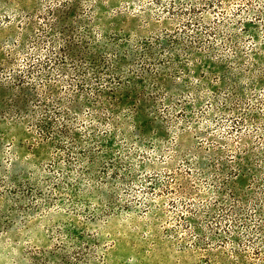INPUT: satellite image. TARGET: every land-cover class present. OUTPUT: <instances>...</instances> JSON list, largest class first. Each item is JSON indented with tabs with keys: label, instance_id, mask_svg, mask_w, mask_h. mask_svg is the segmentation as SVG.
Instances as JSON below:
<instances>
[{
	"label": "rangeland",
	"instance_id": "rangeland-1",
	"mask_svg": "<svg viewBox=\"0 0 264 264\" xmlns=\"http://www.w3.org/2000/svg\"><path fill=\"white\" fill-rule=\"evenodd\" d=\"M81 73L88 94L73 85ZM19 75L40 92L50 79L64 101L84 103V127L89 100L101 114L118 104L119 125L95 126L123 160L118 176L57 148L69 138L40 134L44 111L31 100V116L20 111ZM130 79L137 85L124 88ZM97 87L105 91L95 98ZM241 137L251 154L225 206L213 176L229 172ZM126 164L136 179H124ZM176 170L205 196L146 188L145 177ZM236 194L248 198L238 223ZM186 202L213 206L222 229L203 217L197 235L180 219ZM259 209L264 218V0H0V264H243L238 249L264 264L252 240Z\"/></svg>",
	"mask_w": 264,
	"mask_h": 264
},
{
	"label": "trees",
	"instance_id": "trees-1",
	"mask_svg": "<svg viewBox=\"0 0 264 264\" xmlns=\"http://www.w3.org/2000/svg\"><path fill=\"white\" fill-rule=\"evenodd\" d=\"M64 60H66V58ZM49 62H53V61L51 60L46 61L45 62L46 65H48ZM107 69L108 72L110 71L111 73L105 72V74H109V77H107L108 79L105 80L111 83V80L112 79L114 80L116 77L113 72V69L111 70L109 67ZM80 76L81 77L83 76L82 73ZM96 78L103 79V76H99ZM117 78L121 80L120 77ZM87 79L88 78L86 76H83V79H80L78 82L73 84L74 87L78 89V92L80 91L82 92V94H88V92H86L87 86L85 84ZM132 80H136V79H130L128 81V84L127 85L124 84L123 87L124 88H130L131 86L135 87L137 85V81H132ZM17 81L19 82V85L21 87L20 91L23 94L21 100L19 101V103L21 104V106L19 107L20 111H22L23 113H27L31 116L30 112L32 110L29 107L30 100L35 102V105L40 106L41 109L44 111V115L41 118L37 119V121L34 123V125H36L41 131L40 134L42 136H45L46 138L49 137L52 140L55 136V133H58L61 138H69L70 141L67 142H70L69 143L70 145L68 146L66 145L67 143H64V141L62 142V140L60 141V139L57 138V148L63 150V152L67 153L68 156H73V157L76 156L78 162H80V166H84L81 162L86 160L87 163H91L92 166H99L103 169L112 168V172L116 176H118L119 170L121 169L119 168V166L121 165L123 160L120 162L119 157L114 156L115 154V151L113 150L114 143L111 142V137L110 136L108 137V135L105 136L96 133V128H95L96 125L99 126L100 124H107L109 126L113 125V127L119 125V120L117 117H119L120 114H118L117 111L118 110L117 103L111 109H109V112L101 114L98 109L100 105L98 99L92 101L88 99L89 100L88 103L92 107V112L90 114V120H89L90 127H84L83 125L85 123V121H83L84 119L77 117L81 113V109L84 106V103L79 105L80 103L78 104V99L76 101L72 100L70 103H68V101H64L62 97L58 96V92H57L58 89L56 87L57 86L56 83L54 84L50 82V79H46V81H44V85L46 86L47 89L45 91L43 89L40 92V89H37L38 87L36 83L35 84L32 83L31 86L25 84L22 75H19L17 77ZM234 86L235 85H232V89L234 93H236L237 95L244 94L243 91L239 90ZM31 90L33 91L32 93ZM104 91H105L104 89H100V87H97L96 92L94 93L95 94L94 97L98 98L101 95V93H103ZM51 101L56 102V105L59 108L57 109L55 107L54 109L51 110V106H53L52 104H49V102ZM126 102H129L130 104L133 103L132 100L130 99H127ZM57 114H59L60 118H62V121L59 122L58 120L60 119H57L56 116H54ZM72 115H76V116H72ZM71 119H75L76 121L79 122L81 126H83L81 128V131L84 132L83 135H80L78 132L76 131L74 132V130L70 129L69 123L72 124L73 121ZM57 124L59 125L56 126ZM55 129H58V131H55ZM246 138L247 137H241L242 143L244 145V149L243 151H241L240 154L237 155L234 161V165L231 166L229 172L227 171L225 172V168H223L219 173H216L218 175L213 176L216 182H222L220 186L217 188L218 190L216 191V194L221 200H223L222 204H224L225 206L227 205V203H225L224 201L227 202V199L223 197L224 196L223 193L226 189V186L229 182L234 180L233 179L234 175L237 176L242 173V171L245 168V163L246 161H248L251 154V149L249 148V143ZM185 157L187 158V155H185ZM187 161H189V159H187ZM126 167L127 168L125 170L128 171L129 167L127 164ZM141 167L142 169L145 168L144 165H141ZM202 170H203L202 173H204L205 169ZM188 174L191 175L189 171ZM189 175L187 176V174L176 170L174 171V173L166 174L165 176L166 178H160L159 174H156L153 176L145 177V179L143 180L145 181L146 184L145 186L147 189L157 190V189H161V186L164 185L167 190L171 191L173 194L181 198V200L183 199V201H185V199L194 200L196 199V197L203 198L205 195L200 193V191L196 190L195 187L192 186L190 179L191 177ZM123 176L124 179H126L127 177H130V179H136V176L135 174H133L132 171H128L127 174L124 173ZM236 195L237 198L234 199H236V203L238 205L236 206L232 205L231 210L233 214H236L235 217L237 218H235V221L236 223H238L242 218L240 206L243 205L244 203H248V198H245V196H241V194H236ZM111 201H113V199ZM147 204L151 205L149 201ZM183 205L185 210L182 211L180 215V219L183 220L184 223L187 222L191 227V229L194 230L197 235L201 236L202 234H204V232H202V230L204 229L203 224L200 221L201 218L203 217L204 218L202 220L206 219L207 221L206 223L212 228L214 227L217 229H222L220 228L221 221L213 215V211H214L213 206L205 204L201 208L195 206L196 205L195 203L191 204L187 202L184 203ZM257 214L259 215L260 220H258V225H255L257 227H256V232L252 233V235L254 234L252 240L256 241V239H259L260 247L257 249L259 254L261 252L260 249H264V218L261 217L262 211L260 209L257 212ZM166 230L173 237L177 239L179 238L178 237L179 229L168 228ZM250 230H252V228H250ZM217 232L218 231H215L214 234ZM239 233H240V225L234 224L229 234L233 236L232 239L236 243L238 242L239 239ZM186 238L187 237H182V239L179 240H181L182 243H185L187 242ZM198 241L200 242L199 239ZM236 252L239 253L240 255L239 257H241V261H243V264H257L252 261H247L244 256L243 250L238 249V251Z\"/></svg>",
	"mask_w": 264,
	"mask_h": 264
}]
</instances>
